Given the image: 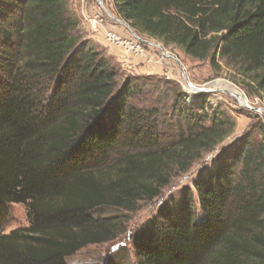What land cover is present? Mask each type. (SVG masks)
Listing matches in <instances>:
<instances>
[{
  "label": "trees",
  "instance_id": "16d2710c",
  "mask_svg": "<svg viewBox=\"0 0 264 264\" xmlns=\"http://www.w3.org/2000/svg\"><path fill=\"white\" fill-rule=\"evenodd\" d=\"M114 8L135 32L213 72L235 69L264 104V0H114ZM77 25L66 0H0V264H68L84 247L114 241L128 213L236 129L206 94L188 103L160 79L120 78ZM253 117L194 191L135 234L137 264H264V124ZM11 204L26 208L28 225L6 234Z\"/></svg>",
  "mask_w": 264,
  "mask_h": 264
},
{
  "label": "rangeland",
  "instance_id": "374dc122",
  "mask_svg": "<svg viewBox=\"0 0 264 264\" xmlns=\"http://www.w3.org/2000/svg\"><path fill=\"white\" fill-rule=\"evenodd\" d=\"M66 3L68 14L75 17L78 21V35L94 49L97 48L98 50H95L100 51L110 62L115 57L123 56L127 57V59L131 58L138 60V62L140 61L142 64H135L136 69L143 64L161 63L163 65V71L160 74H135L137 72H134L133 69L129 71L126 67L118 66L121 70L120 78L133 75L140 78L152 77L155 81L160 79L162 82L168 83L171 87H178L186 97V102H194L200 98V94L193 93L184 83L180 67L171 58V56H175L181 63L186 79L191 85L203 86L220 80L224 84H228L241 92L246 98L248 106L252 108L264 107V104L258 98L248 93L247 89L241 83L242 77L237 75L235 69L229 68L224 63H221L219 71L217 73L213 72L207 61L190 60L178 48L173 46L165 47L161 42L135 32L125 21V24L118 23L117 20L121 19L115 12L114 0H66ZM100 20L101 22H99ZM94 21L97 24H94ZM117 26H122L129 33L131 31V37L126 38L120 35L116 30ZM108 31L115 33L122 41L138 43L144 55H133L126 52L120 45L115 46L109 44L105 39V33ZM107 54L111 55L108 56ZM111 64H114L113 61ZM214 90V92L206 93L210 106L229 111L236 120V129L231 137L219 145L213 153L206 154L200 161L195 162L187 173L174 176L169 185L162 190L158 198L151 202L139 203L136 211L126 215L128 223L123 235L118 236L117 239L109 243L84 247L74 256L66 259L68 264H103L107 258H116L124 250L130 252L129 260L126 264H137L132 254V244L134 236L139 229L155 218L160 210L165 207L173 209V207L177 206L185 189L190 188L194 191V181L200 176H204L207 171H210V168L212 169L218 153L234 139L251 131L254 123L257 121V117L254 118V115L258 116L259 120L264 124V115L262 113L254 112L243 107L228 92H224L227 90ZM254 134L256 135L255 132ZM194 200L197 203L196 196H194ZM107 214L113 215L116 213L112 210L107 212ZM27 225L26 208L20 204H11L9 206V218L3 226V232L7 234L16 228H23Z\"/></svg>",
  "mask_w": 264,
  "mask_h": 264
},
{
  "label": "crops",
  "instance_id": "0c3cea01",
  "mask_svg": "<svg viewBox=\"0 0 264 264\" xmlns=\"http://www.w3.org/2000/svg\"><path fill=\"white\" fill-rule=\"evenodd\" d=\"M116 30L120 35H122L126 38L131 37V34H132L131 31H130V33H131L130 34L122 26H117ZM95 49H97V48H95ZM114 53H113V55H115ZM111 54H112V52H111ZM111 54H109V55H111ZM135 60L136 59H131V58L127 59V57H123V56L120 57L119 56V57H115V58L111 59V62L113 61V63H114V64H112L113 66H121L124 68L126 67V68H128L129 71L131 69H133L134 72H137L135 74H151V73L160 74L163 71V65L161 63L148 64V65L143 64L142 66H138V69H136L135 64H139L141 62L140 61L138 62V60H136V61Z\"/></svg>",
  "mask_w": 264,
  "mask_h": 264
},
{
  "label": "built area",
  "instance_id": "2783aa9c",
  "mask_svg": "<svg viewBox=\"0 0 264 264\" xmlns=\"http://www.w3.org/2000/svg\"><path fill=\"white\" fill-rule=\"evenodd\" d=\"M99 22H101V20ZM93 23L97 24L96 21H94ZM105 39L109 44L115 46L120 45V47L125 49V51L130 54L138 55V56L144 55V52L142 48H140V45L138 43L132 41H125V40L122 41L115 33L111 31L105 33Z\"/></svg>",
  "mask_w": 264,
  "mask_h": 264
},
{
  "label": "water",
  "instance_id": "95a60500",
  "mask_svg": "<svg viewBox=\"0 0 264 264\" xmlns=\"http://www.w3.org/2000/svg\"><path fill=\"white\" fill-rule=\"evenodd\" d=\"M117 20V19H116ZM118 23L120 24H125L124 21L122 20H117ZM172 59H174L178 66L180 67L181 71H182V76H183V79H184V83L186 84V86L193 92V93H196V94H206V93H209V92H214L215 90L211 89L210 87H208L211 83L209 84H205L203 86H193L191 85L187 79H186V76H185V72H184V69L181 65V63L179 62V60L175 57V56H171ZM224 92H227V91H224ZM243 107L245 108H248L249 110H252L254 112H258V113H264V107H259V108H252L250 106H248V104H245V105H242Z\"/></svg>",
  "mask_w": 264,
  "mask_h": 264
},
{
  "label": "bare ground",
  "instance_id": "6f19581e",
  "mask_svg": "<svg viewBox=\"0 0 264 264\" xmlns=\"http://www.w3.org/2000/svg\"><path fill=\"white\" fill-rule=\"evenodd\" d=\"M208 87H210L211 89H223L227 90V92L233 96L240 105H245L248 104L246 98L242 95L241 92H239L238 90H236L235 88H233L232 86L228 85V84H224L222 81L220 80H216L214 82H212ZM264 115V113H262Z\"/></svg>",
  "mask_w": 264,
  "mask_h": 264
}]
</instances>
